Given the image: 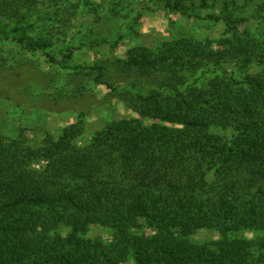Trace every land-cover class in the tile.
<instances>
[{"label":"trees","instance_id":"16d2710c","mask_svg":"<svg viewBox=\"0 0 264 264\" xmlns=\"http://www.w3.org/2000/svg\"><path fill=\"white\" fill-rule=\"evenodd\" d=\"M151 2L233 34L214 48L187 37L134 46L89 67L134 117L83 146L85 112L56 138L0 133V264H264V38L237 37L244 19L202 16L207 0ZM39 6L70 10L67 0H0V23ZM12 40L68 68L49 39ZM6 55L0 47V72ZM85 70L73 67L66 87L51 81L52 100L89 95ZM92 228L107 237H87ZM200 230L216 236L198 243Z\"/></svg>","mask_w":264,"mask_h":264},{"label":"rangeland","instance_id":"374dc122","mask_svg":"<svg viewBox=\"0 0 264 264\" xmlns=\"http://www.w3.org/2000/svg\"><path fill=\"white\" fill-rule=\"evenodd\" d=\"M67 2L70 6L67 13L39 6L23 12V18L17 24L6 20L0 23V47L6 51L11 63L9 70L0 72V133L6 136H14L23 130L38 142L46 135L56 138L64 128L76 122L80 112H85V130L76 141L77 146H83L94 132L110 122L134 117L131 108L108 96V89L94 85V75L89 72V67L107 59H122L134 46L154 47L173 38L187 37L214 48L233 34L222 23L187 19L165 12L151 0H125L116 5L112 0ZM207 5L200 9L202 16L213 14L245 20L238 26L237 37L264 38V4L261 0H207ZM146 6L150 8L145 9ZM14 28L18 31L12 32ZM15 35L32 43L49 39L51 44L46 51L68 68L62 69L51 63L41 52L22 49L12 40ZM77 66L88 73L83 77V83H87L89 95L81 100L53 101L51 81L58 87H66L68 74ZM256 70L253 66L252 71ZM64 90L69 92L70 88ZM244 235L255 236L253 233ZM86 236L104 239L107 232L92 228ZM215 236L212 231L200 230L192 238L203 243ZM126 264L134 262L130 260Z\"/></svg>","mask_w":264,"mask_h":264}]
</instances>
